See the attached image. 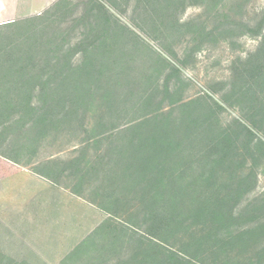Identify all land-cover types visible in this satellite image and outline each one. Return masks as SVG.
<instances>
[{
	"label": "rangeland",
	"instance_id": "1",
	"mask_svg": "<svg viewBox=\"0 0 264 264\" xmlns=\"http://www.w3.org/2000/svg\"><path fill=\"white\" fill-rule=\"evenodd\" d=\"M202 1L174 15L175 20L184 24L180 32L163 34L158 27L159 31L151 37L141 29L144 14L136 0H0V30L7 23L48 12L57 18V24L50 25L54 36L55 28L60 30L61 37L55 39L56 43L64 40L63 47L71 48L72 54L67 58L61 53L43 56L40 63L51 60L64 65L69 60L79 65L85 59L81 41L87 39V43L99 45L106 37L103 28L117 26L114 18L107 21L108 14L101 8L105 6L121 26L135 33L129 43L133 52L127 58L133 66L130 78L153 75L149 68L158 62L155 86H160L163 95L166 85L177 92L176 97L166 100V105L175 101L177 106L181 101L195 99L199 101L196 108L207 112L217 104L221 109L215 113L214 133L229 132L239 147L249 140L264 142V79L252 81L250 96L254 97L248 98L241 76L243 64L264 46V31L256 30L264 19V0H220L219 4ZM244 24L253 32H248ZM157 55L166 62H161ZM97 56L89 57L95 60ZM57 69L61 73L67 66ZM43 71L49 73L46 79L56 75L52 68L44 67ZM7 73L0 72V78ZM108 73L113 72H106L105 77H109ZM167 79L170 82L165 84ZM53 89V86L48 88ZM18 110L16 117H22V121H16L10 129L0 128V254L3 257L0 264H149L148 254L143 253L149 252V243L142 240V231L127 226L128 209L121 206L123 203L109 207L110 212L96 205L104 200L103 180L109 186L112 182L125 185L124 178L115 176L113 164H101L107 161L98 162L97 170L85 171V165L91 162L97 165L98 152L105 149L106 143H93L83 153L84 133L77 125L35 141V128L29 135L30 129L22 125L25 116H21V106ZM90 117L93 114L89 116L92 121ZM29 121L30 125L33 120ZM89 121L88 127L92 123ZM253 121L260 128H253ZM246 129L254 135L250 136ZM3 155L14 157L17 162ZM258 155L262 158L254 167L255 184L235 207L236 215L244 214L239 228L251 227L256 223L254 219L264 228V151ZM77 159L82 162L83 171L74 165ZM235 159L236 154L229 159V165L239 162ZM248 159L238 170V178L252 167L254 162L250 156ZM37 171L58 179V183ZM250 239L242 245L228 246L221 253V247H215L220 253L216 258H209L206 248L204 252L198 250V260L204 264H226L223 261L226 258L228 264H264V229H259Z\"/></svg>",
	"mask_w": 264,
	"mask_h": 264
},
{
	"label": "trees",
	"instance_id": "2",
	"mask_svg": "<svg viewBox=\"0 0 264 264\" xmlns=\"http://www.w3.org/2000/svg\"><path fill=\"white\" fill-rule=\"evenodd\" d=\"M221 1L213 0L217 4ZM136 2L144 14L142 31L154 37L158 27L163 34L180 32L184 24L175 20L174 15L203 1ZM101 8L108 14L107 21L114 18L117 26L103 28L106 37L99 45L87 43V39L81 41L85 59L79 65L69 60L64 65L51 60L40 63L43 56L61 53L67 58L72 54L71 48L63 47L64 40L56 43L55 39L61 37L60 30L55 28V36L51 33V23L57 24L54 15L47 12L4 25L5 29L0 30V72L8 73L0 78V128L10 129L16 121H22V117H16L21 106V116H25L22 125L30 129L29 135L35 128V141L77 125L84 133L83 153L93 143H106L105 149L98 152L97 165L91 162L85 165V171L97 170L98 162L107 161L101 164H113L115 176L124 178L125 185L112 182L109 186L103 180L104 200L96 205L110 212L109 207L123 203L121 206L128 209L127 226L142 231V240L149 243V252H143L148 254L149 264H204L198 260V250L204 252L206 248L209 258H216L224 248L242 245L248 238L250 241V236L264 228L258 219H254L256 223L251 227L239 228L244 214L236 215L235 207L255 184L254 167L262 158L258 153L264 151V142L249 140L239 147L229 132L214 133L215 113L221 109L217 104L207 112L196 108L199 101L195 99L181 101L177 106L175 101L166 105V100L176 97L177 92L166 85L163 95L160 86H155L158 62L149 68L153 75L130 78L133 66L127 58L133 52L129 43L135 33L121 26L105 6ZM244 27L253 32L249 25ZM256 30L264 31V19ZM53 39L55 45L51 46ZM94 54L98 55L95 60L89 57ZM157 58L166 62L161 55ZM62 66L67 69L57 72ZM44 67L52 68L55 77L46 79L49 73L43 71ZM108 71L113 73L105 77ZM241 76L248 98H253L252 81L264 79V46L243 64ZM168 82L170 79L165 84ZM49 86L54 89L48 90ZM29 119L33 120L30 125ZM87 120L92 122L89 127ZM252 126L260 128L254 121ZM246 130L250 136L254 135ZM234 154L239 162L231 166L229 159ZM3 156L17 162L14 157ZM247 156L254 163L246 175L238 178V170L249 161ZM189 157L196 160H188ZM74 165L84 170L80 160H75ZM37 173L58 183V179L42 171ZM144 183L145 187L141 185ZM217 246L222 249L220 253ZM150 251L157 254L150 255ZM223 261L228 264L226 258Z\"/></svg>",
	"mask_w": 264,
	"mask_h": 264
}]
</instances>
